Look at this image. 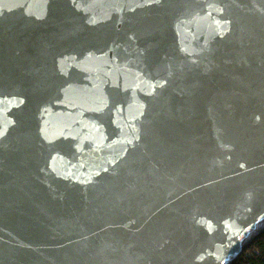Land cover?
I'll return each instance as SVG.
<instances>
[{"label": "water", "instance_id": "water-1", "mask_svg": "<svg viewBox=\"0 0 264 264\" xmlns=\"http://www.w3.org/2000/svg\"><path fill=\"white\" fill-rule=\"evenodd\" d=\"M264 219V0H0V264H225Z\"/></svg>", "mask_w": 264, "mask_h": 264}, {"label": "trees", "instance_id": "trees-1", "mask_svg": "<svg viewBox=\"0 0 264 264\" xmlns=\"http://www.w3.org/2000/svg\"><path fill=\"white\" fill-rule=\"evenodd\" d=\"M225 264H264V226L250 237H242L240 254L231 257Z\"/></svg>", "mask_w": 264, "mask_h": 264}, {"label": "rangeland", "instance_id": "rangeland-1", "mask_svg": "<svg viewBox=\"0 0 264 264\" xmlns=\"http://www.w3.org/2000/svg\"><path fill=\"white\" fill-rule=\"evenodd\" d=\"M263 226H264V219L258 221V223L256 224L255 229L252 230V232L248 233V236L250 237L254 232L260 230Z\"/></svg>", "mask_w": 264, "mask_h": 264}]
</instances>
